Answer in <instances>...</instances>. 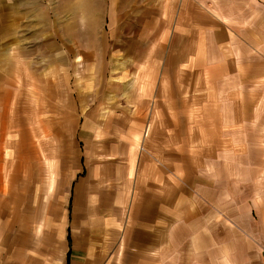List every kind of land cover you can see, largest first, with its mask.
<instances>
[{"label":"crops","instance_id":"0c3cea01","mask_svg":"<svg viewBox=\"0 0 264 264\" xmlns=\"http://www.w3.org/2000/svg\"><path fill=\"white\" fill-rule=\"evenodd\" d=\"M231 23L223 0H0V264H196L223 201L264 228V64Z\"/></svg>","mask_w":264,"mask_h":264},{"label":"rangeland","instance_id":"374dc122","mask_svg":"<svg viewBox=\"0 0 264 264\" xmlns=\"http://www.w3.org/2000/svg\"><path fill=\"white\" fill-rule=\"evenodd\" d=\"M220 1L213 0V3L219 5ZM223 14L232 21L230 27L234 30H231V37L235 44L232 48L242 54L244 62L259 58L264 64V0H223ZM255 106L245 105L242 108L240 105L238 112L252 113ZM236 109V105L229 106V110L228 105H225L223 113H235ZM232 131L235 132L234 129ZM235 137L233 134V140ZM235 155V145L223 144V192L228 191L234 196L237 189ZM226 203L232 205L228 207L229 213L223 207V214L219 213V217L211 219L215 228L188 230L189 236L195 238L196 242H199L200 238L206 242V245L198 244L194 247V253L197 254L196 264H206L203 261V253H208L209 248L214 258L212 264H219L215 259L218 256H223V264H264V228H246L251 224L250 216L245 215L244 212L243 215L236 216L235 201H223V204ZM236 223L244 225V228H240ZM221 225L223 228L219 227ZM1 232L5 236H10L11 229L0 228V234ZM209 242L210 245H207ZM4 248L0 245V252ZM2 257L7 259V253H3Z\"/></svg>","mask_w":264,"mask_h":264}]
</instances>
